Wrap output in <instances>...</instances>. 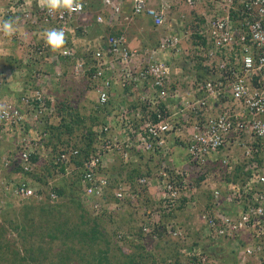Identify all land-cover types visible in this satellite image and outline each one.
Here are the masks:
<instances>
[{
    "label": "built area",
    "instance_id": "2783aa9c",
    "mask_svg": "<svg viewBox=\"0 0 264 264\" xmlns=\"http://www.w3.org/2000/svg\"><path fill=\"white\" fill-rule=\"evenodd\" d=\"M76 2L80 8L70 14L64 10L49 14L40 6V0H17L6 8L31 31L34 40L25 50L27 55L42 64L50 51L47 59L52 61L53 71L36 68V86L22 97L29 107L26 113L13 103L0 109V138L10 133L21 138L16 152L3 157L4 164L10 166L17 161L29 171L36 165L31 153L43 155L37 130L36 136L33 129L24 135V129L49 108L47 99L52 103L50 110H55L56 99L49 91L62 77V61L67 59L76 77H87L96 83V108L107 105L118 86L122 90L128 87L131 100L147 107L144 112L141 106L129 109L127 103H119L111 109L108 121L97 128L102 140L100 149L82 167L84 200L96 202L97 208L119 209L120 201L102 202L112 181L102 169L116 161V155L125 162H137L138 152L142 151L152 159L149 163L154 170L141 176L137 183L154 189L153 198L164 211L171 210L183 194L197 196L203 187L209 188L215 201H224L233 208L232 214L221 207L202 213L204 236L229 241L240 263L256 258L260 264L264 254V0ZM179 5L191 9L202 6L196 16L204 19L198 33L209 45L204 63L219 67L215 76L199 85L195 71L188 73L177 64L187 52L184 38L191 37V32L185 31L189 24L184 23L186 15L180 18L171 14ZM138 16L148 17L162 29L156 48L148 51L132 46L126 32L119 28L121 21ZM50 29H63L65 33V43L59 49L52 50L45 43V32ZM185 80L190 85L185 86ZM182 146L188 151V157H182L184 164L177 161V148ZM67 156L63 154L62 158ZM243 161L245 169L251 171L244 182L221 180L214 175L221 169L232 173L236 164ZM218 162L217 170L206 172L205 178L196 182L195 171ZM190 163H195V167H189ZM10 188L23 197L34 196L37 190L27 182ZM115 194L122 202L138 206L139 193L131 183H122ZM56 197L53 192L52 198ZM147 216L145 230L160 222L161 212L152 218ZM167 227L174 235L182 234L173 224ZM192 249L193 255H199L195 251L200 249Z\"/></svg>",
    "mask_w": 264,
    "mask_h": 264
},
{
    "label": "trees",
    "instance_id": "16d2710c",
    "mask_svg": "<svg viewBox=\"0 0 264 264\" xmlns=\"http://www.w3.org/2000/svg\"><path fill=\"white\" fill-rule=\"evenodd\" d=\"M202 22H204V19L198 17V15L196 16V13L192 11L191 19H188L189 24L185 27L186 32H191L193 44L197 46L198 49L194 51V53H196L194 68L196 69L195 81L197 85H199L200 82H204L215 76L219 71L218 65H207L204 63L207 58L206 54L209 45L207 39L198 33ZM30 36L32 35H23L19 41L20 48L26 47L24 50L29 48L34 40L33 37ZM23 39H25V41H23ZM50 57V51L47 50L43 61L46 65L43 69L48 71L52 66L50 65L52 61L48 62ZM22 60V63H24V72H22V74H26L28 78L27 84L30 87H33V76L36 71L35 64H38L39 62H34L31 57L26 59L23 58ZM62 62L64 64H69V61L64 58ZM33 65L34 68L32 67ZM26 86L25 88L29 87ZM128 91L129 88L127 87L123 91L126 93V96H123L122 92L112 98L107 105L91 109L90 113L83 112L80 108L72 105L70 98L67 99L64 97L63 100H59V103H57V115H54L52 118L46 116L42 118V122H40L37 127L42 133L41 140L39 141V146H41L40 151H42V148L46 149L43 150L45 152L47 151L46 159L43 160L42 156L36 152H32L30 158L36 163L33 169L26 171L17 161L12 165L13 172L22 174L27 178L30 177L34 183L37 182L40 187L37 192V198H39L40 201H35L36 197H31L34 198L33 201H25L18 211L19 214L17 213L16 217L11 221L10 226L12 231H17L21 222H23V227L34 225L35 230L32 229L27 235H24V233L22 236L36 238L39 243L33 242L36 246L31 243L29 249L23 252L20 251L16 247L15 242L7 238H5L7 240L2 239L4 236L3 234L7 229H5V225L0 223V264H9L10 259H12V263L10 264H35L34 262H37V264H44V262H47L45 264H76L79 260H81V264H88L89 261H94L95 264H111L108 253L110 250L112 251L109 247L112 243H115L114 245L117 246L119 251L121 250L123 252L124 256L123 261H117L116 264H147L146 257L143 255V251L140 250L139 243L127 239L129 238L128 235H125L120 239L118 238L119 230L124 227L123 224H127L123 221L121 215L122 211L118 210L113 214L108 212L106 208L95 207V204H97L96 202L88 203L82 198V167H84V164L90 155L97 151L98 145L102 142L101 135L95 129L96 126L106 123L111 109L122 102L127 103L126 106L129 107V109L141 106L144 112L147 110L146 105L143 103L140 104L136 99L131 100L132 97H129ZM150 114L152 117L155 116L154 111ZM58 115L60 116V119L55 120L54 118H58ZM28 129L29 128L26 126L24 129V135L29 133ZM105 135L108 136L109 133H105ZM19 145L20 141L18 142V148L20 147ZM63 154H68V156L62 158ZM138 154L140 159L137 162H125L124 159L119 158L120 165L118 163L116 165L117 167L110 166L102 169V171L108 174L112 180L110 183V189L108 190L107 195L102 198V202L108 201L109 203L120 201L121 208L124 207L125 201L122 202V200L118 199L115 194L116 189L122 183H131L132 188L139 193L137 200L140 202V210L144 211L140 214V219L139 217L132 218V220L134 219L140 225L136 226V224L135 226H127L130 231H128L127 228L126 230L130 234L136 232L139 236L145 235L146 231L144 230V224L146 223L147 215L152 218L156 212L160 211L161 221L160 223H152V228H150L152 231L150 233L157 232V234L163 238V235L166 234L167 231L165 229L167 222L171 219L176 220L178 217V211L185 205L188 204L192 206V204L197 201L198 203H196V207H199L201 214L204 212H213L215 207H221L225 213L232 214L230 211V204H226L224 201H215L214 195L209 188H207L204 202H199V199L203 198L201 195H192L189 197L183 194L177 199V203L171 210L164 211L160 202L153 198V189L140 186L137 183L140 176L152 174L154 170V166L149 163L148 160L145 161L146 165H142V159L146 154L142 151H139ZM217 165H219V162L204 166L201 170L194 172L193 178L196 179V182L198 181L200 183L201 180L205 178L206 172L209 174L212 171L217 170ZM189 167H195V163H190ZM245 167L246 161L238 162L232 173L224 172L221 169L220 171L215 172L214 175L221 178V180L226 179L227 181L234 180L244 182L251 176V171L246 170ZM55 172L61 175L59 179L57 178V181L52 180V178L56 177L54 174ZM53 192L57 195L55 199L51 197ZM72 212L75 214L76 221L72 219L71 223L69 222L68 217ZM107 214H109L108 217H106ZM117 216L119 224H117L116 229H119H115L116 231L110 230L109 226H107V221L113 219L112 221L117 222L115 218ZM54 217L59 218V227L62 234L61 238L67 243L63 244L61 242L62 245L58 247L53 245L55 243L54 236L49 240L45 229L46 224H48L49 220ZM176 224L178 223L176 222ZM63 234H65V236H63ZM57 239L59 240V236L55 240ZM48 241H51L52 244H41L42 242ZM208 241L210 243L205 246L206 252L211 251L212 249H218V251L225 252L227 248L229 252L234 254L233 259H235L236 264L239 263V259L236 258V251L230 246L229 241L226 239H209ZM127 242L135 244L134 249L137 250V253L125 252L124 244ZM118 243H123V245H120L119 247L117 245ZM195 244H197V242H195ZM195 247L197 246L192 248ZM172 256H175L176 258L174 261L175 264H181L177 251L175 253L171 252L170 255L169 253H164L163 258L167 260ZM187 263L192 264L190 261ZM260 264H264V257L261 259Z\"/></svg>",
    "mask_w": 264,
    "mask_h": 264
},
{
    "label": "rangeland",
    "instance_id": "374dc122",
    "mask_svg": "<svg viewBox=\"0 0 264 264\" xmlns=\"http://www.w3.org/2000/svg\"><path fill=\"white\" fill-rule=\"evenodd\" d=\"M16 1L17 0H0V23H2L4 20L11 19V20H14L16 24V31L11 35H6L2 31H0V109H2L5 106V104H9L10 103L9 100H14L15 97H18L20 95V93L23 94L24 86L27 84L25 83V79H26V82L28 81L27 76L26 75L24 76L22 74V71H24V63H22L23 61L22 59L28 58L29 55H27V53L24 50V48L26 47L20 48L19 41L23 37V35H26V34L30 35L31 31L25 29V27L20 25L19 23L21 21L16 20L15 15L12 14L11 11L8 12V10L6 9L10 5L14 4ZM19 1H22L24 3L26 0H19ZM195 9H201V7L196 6V8H194L193 10ZM191 12H192V9L189 6L179 5L178 7H174L172 9L171 14L173 15V17L178 15L177 17H180V18L183 15L184 16L186 15L187 17L190 16L188 18L186 16L183 17L184 23H187L188 19H191V16H192ZM24 32L26 34H24ZM184 39L185 40L183 41V45L187 47V50L190 51L191 53L192 40L190 39V37L189 38L185 37ZM23 41H25V39H23ZM177 64L180 66V68L182 66L184 71L188 73H191L193 71L191 70L192 69L191 65L193 64L190 62L189 59L180 60V63H177ZM32 67L34 68V65ZM188 80L191 82L190 78ZM188 80H185L187 84H188ZM78 83L79 85H77L76 81L74 83H72L71 81H68L67 82L68 85L66 84L65 87L69 86L68 90H66L69 92H66V93L59 92L57 94L59 96L58 99L63 100L64 97L67 99L69 97L72 101L71 103H73L76 107L80 108L83 112L90 113L91 111L90 108H92V105L93 106L95 105L93 100L97 97V94L91 91V89H87L84 86L83 81L81 82L78 81ZM188 85H190V83ZM28 86L29 85L27 84V87ZM33 86L35 87L36 84H33ZM54 89L55 88L52 85V89H50L49 93L54 92ZM24 91L26 92V89ZM21 97L19 100H21ZM114 97L116 96H113V98ZM17 105L21 106L22 108L21 111L23 113H26L27 109L29 108L24 104L19 103ZM46 117H50V116L46 115ZM54 119L59 120L60 116L58 115V118H54ZM34 120L35 121H32V122L31 120H29V122H31V125L26 124V126L27 128H29L30 126L31 127L30 129H33V128L36 129L37 132L39 133L38 134L39 137H42L41 130H39V128L37 127L39 125V122H37V120H39V114H38V117L35 118ZM18 129L19 127L17 128V130ZM17 130L15 129L16 132ZM36 130L33 131L34 135H36ZM18 140L19 138L18 137L16 138V135L13 136V134L10 133L9 135H4L3 139L0 141V223L5 225L6 226L5 229H7V231H5L6 233L4 232L3 234L4 236L2 237V239L3 240L9 239L15 242L16 247L20 251L23 252L30 248L31 243L33 242L39 243V241L36 240V238L22 236L24 233H25L24 235H27V233L30 232L32 229L35 230L34 225L32 226L27 225L23 227V222H21L20 227L17 231L15 230L12 231V229L10 228L11 221L16 217L17 213L19 214L18 211L21 205L25 201L34 200V198H31V197L30 199H28L23 196L21 197L18 196L15 193V191L12 188H10V186L13 185V182H15L16 178L18 177V173L12 171L13 167L11 168L6 167L3 162V157L5 154L15 151V148H17V145H18ZM177 153H178V157H177L178 163L184 164L182 163L183 161L182 157L188 154L187 148L185 146L178 147ZM42 154H47V151L44 153V151L42 150ZM42 158L43 160H45L44 157ZM148 158H149L148 156L143 157L142 165H146L145 161H147ZM150 161H152V159H150ZM118 163L120 165V161H119L115 165H112V166L117 167L116 165ZM54 174L56 175V177L52 178V180L57 181V178L59 179L61 175H59L56 172ZM37 186L38 184L36 182V187ZM206 191H207L206 188L203 187L201 192L197 194V196L201 195V197H203L199 199V202H204ZM32 197H36L35 201L37 202L40 201V199L37 198V196L34 195ZM136 202L138 203V206H139L140 202L139 201H136ZM196 203H198V201ZM196 203H193L192 206L188 204L185 205L182 209L178 211V217L176 220L171 219L167 222L165 226V229L167 231H166V234L163 235V238L160 237L157 234V232L150 233L152 229H146L148 231L144 229L146 231V234L143 236H139L136 232L131 233V234L128 232L130 230L127 228V226H135L136 224H137L136 226L140 225L134 219L132 220V218H135V217L136 218L139 217L140 219V214L142 212H138L141 210H140V206L137 207V205L136 206L130 205L129 208L127 207L126 209L124 208V210H121L123 221L127 223V224H123L124 227L123 226L122 227L124 229L123 228L122 229L126 231V234L129 233V238L127 239H130L132 241H135V243L140 244V248H141L140 250L143 251L144 253L143 255H145L146 257L145 259H146L147 264H156V263L157 264H175L174 263L176 259L175 256H172L167 260L163 258V256H164V253L166 254L169 253L170 255L171 252L175 253L176 251L178 253L181 264H188L187 263L188 261H190L192 264H197V262L198 264H236L235 259H233L234 254L229 252L227 248L225 252L218 251V249L217 250L212 249L211 251H207V252L205 251L206 249L205 246L208 245V243L210 242L206 239V237L202 236L201 229H203V225L200 223L202 220L200 218L201 212L199 211V207H196ZM103 209L105 208L103 207ZM114 209L115 208H112V207H109V209L106 208L108 212L113 213V214L115 213ZM108 216L109 214H107L106 217ZM115 218L117 222H114L112 221L113 219H109V218H108L109 220L107 221L108 222L107 226H109V229L113 231H116L117 229H119V228L116 229L117 224H119L117 220L118 216ZM68 219H69V222L71 223H72V219L76 221L74 212L69 214ZM59 222H60L59 218L54 217L53 219L49 220L45 228L47 231L49 240L52 239V237L54 236L55 243L53 245L55 247L61 246L62 243L67 244L64 241V239L61 238L62 234L60 232L61 230L59 227ZM176 222L178 224H176ZM168 224L170 225L173 224L174 227H179L180 230L182 231V234L177 236V235H174L173 233H170L167 227ZM151 226L149 228H152ZM126 228L128 231L126 230ZM0 233H1V230H0ZM58 236H59V240L58 239L55 240ZM63 236H65V234H63ZM48 242H42L41 244H46V245L52 244L51 241H48ZM195 242H197V244H195ZM114 244L115 243H112L109 246L112 249V251L110 250V252L108 253L110 260H111V264H116L117 261L122 262L124 259L123 252L121 250L119 251L117 246ZM33 245L36 246L35 243H33ZM117 245L120 247V245L122 246L123 243H118ZM134 245L135 244L130 243V242L125 243L124 244V247H125L124 250H126L125 252L127 253L136 252L137 253V250L134 249ZM194 246H197L198 249H200V250L195 251V252H198L199 255H193L192 247ZM183 249L187 251L184 252ZM236 258L238 259L237 255H236ZM82 260H85V259H82ZM258 262L259 261L255 258L249 261L248 263L246 262V264H249V263L259 264ZM10 263H12V259H10L9 264ZM34 263L37 264V262H34ZM45 263L47 262H44V264ZM244 263H242L241 261V263L239 262L237 264H244ZM76 264H81V260L77 261ZM88 264H95V262L89 261Z\"/></svg>",
    "mask_w": 264,
    "mask_h": 264
},
{
    "label": "clouds",
    "instance_id": "9594fccd",
    "mask_svg": "<svg viewBox=\"0 0 264 264\" xmlns=\"http://www.w3.org/2000/svg\"><path fill=\"white\" fill-rule=\"evenodd\" d=\"M40 6L41 7H43V8H45L48 12H49V14H52V13H56V12H60L61 10H64V11H67L69 14L70 13H72V12H75V11H78L79 10V8H80V4L79 3H77L76 2V0H40ZM198 6H200V7H202L201 5H198ZM194 8H196V6L194 7ZM194 8H192V11H194L196 14H197V11H200V9H195V10H193ZM192 13V12H191ZM189 17V16H188ZM187 17V18H188ZM27 30H28V28H27ZM0 31H2L4 34H6V35H11V34H13L15 31H16V24H15V21L14 20H11V19H8V20H4L2 23H0ZM188 32H190V31H188ZM24 34H26L25 32H24ZM30 35H32V34H30ZM190 39L192 40V38L190 37ZM45 43L52 49V50H56V49H59L64 43H65V33H64V31H63V29H50V30H46V32H45ZM186 48V51L187 52H185V54H184V56L182 57V59L181 60H183V59H189L190 60V62L193 64V65H191V67H192V69H193V71H195V68H194V63H195V55H196V53H194L193 52V50H196V48H195V45L193 44V41H192V47H191V53H190V51H188L187 50V47H185ZM189 56V57H188ZM192 56H194L193 58H192ZM46 64L45 63H42V64H35V66H36V68H38L39 66V68H44V66H45ZM50 65H52V64H50ZM62 66H63V75H62V77L60 78V80L58 81V82H55L54 84H53V86H54V92H51V93H49V95H52V96H54L55 97V99H56V104H55V110H53V111H51L50 110V105L52 104L51 103V101L50 100H48L47 99V107L49 106V108L48 109H46V110H43V112H42V114L44 115V116H50L51 118L54 116V115H57V110H58V107H57V103H59V100L60 99H58V93L59 92H64V93H66V92H69V91H66V90H68V88H69V86H67V87H65V85L67 84V82L68 81H71L72 83H74L75 81H76V83H77V85H79V83H78V81H83V83H84V86L87 88V89H91V91H93L94 93H96L97 94V91H96V88H95V85H96V83L93 81V80H88V78L87 77H84V78H80V77H76L74 74H73V71H72V65L69 63V64H62ZM47 67V66H46ZM45 70V69H44ZM49 71H53V67L51 66V68L49 69ZM22 72H24V71H22ZM24 76L26 75V74H23ZM25 79V78H24ZM70 79V80H69ZM25 83H27L26 82V79H25ZM36 82H35V80H34V84H35ZM27 85V84H26ZM25 85V86H26ZM68 85V84H67ZM184 85H187L188 86V84L186 83V82H184ZM25 86H24V89H23V94L22 93H20V95L18 96V97H15V99L14 100H9V102L10 103H13V104H24V102L22 101V97H23V95L26 93V92H28L32 87H28V88H25ZM83 86V87H84ZM27 87V86H26ZM34 87V86H33ZM73 88V87H72ZM85 88V89H86ZM26 89V92L24 91ZM50 89H52V86H51V88ZM123 88L122 87H120V86H118V88L116 89V91H114L113 92V95H111V99L113 98V96H117L118 94H120V93H122L124 90H122ZM22 96V97H21ZM20 97H21V100H19L20 99ZM67 97H68V95H67ZM69 98V97H68ZM110 99V100H111ZM72 102V101H71ZM93 102L95 103V105L93 106L92 105V108H90V109H93V108H96V99H94L93 100ZM72 105H74L73 103H72ZM43 115H41L40 117H39V120H37V122H42V116ZM43 116V117H44ZM100 127V125L99 126H96V131H97V128H99ZM31 127L29 126V133H30V131H31V129H30ZM34 129V128H33ZM34 130H36V129H34ZM98 132V131H97ZM114 131L113 130H111V133H113ZM99 133V132H98ZM110 134V133H109ZM4 135H6V134H3V136ZM3 136H1V138H0V141L3 139ZM18 136H16V138H17ZM19 138V137H18ZM20 139L21 138H19V140H18V142L20 141ZM100 147V145H98V147H97V150L98 149H100L99 148ZM17 148H18V145H17ZM17 148H15V151H16V149ZM45 150V149H44ZM15 151H12L11 153H14ZM11 153H7V154H11ZM44 153H45V151H44ZM93 153H95V152H93ZM92 153V154H93ZM7 154H5V155H7ZM4 155V156H5ZM46 155L47 154H43L42 155V157H44L45 159H46ZM150 159H148V161H149ZM117 162H119V159H118V156L116 155V161H114L113 163H111L110 164V166H112V165H115ZM15 164V163H14ZM13 163L10 165V166H6V167H9V168H11L12 167V165H14ZM109 166V167H110ZM23 168V167H22ZM69 171V170H68ZM124 177V176H123ZM141 177V176H140ZM18 178V179H17ZM16 178V180H15V182H13V185H19V183H23V182H27L28 184H29V186L30 187H36V183H34V182H32V179L29 177V178H27V177H24L22 174H18V177ZM39 187L37 186V190H36V195L35 196H38L37 195V192L39 191V189H38ZM18 195V194H17ZM19 196V195H18ZM21 197V196H20ZM30 197H32V196H29V197H26V198H30ZM51 197H52V194H51ZM82 198H83V195H82ZM55 199V198H54ZM83 200H84V198H83ZM84 202V201H83ZM88 202V201H87ZM109 203H111V202H109ZM130 205H133V204H131L129 201L128 202H126L125 203V206L124 207H120L119 209H117V210H115V211H118V210H124V208L126 209L127 207L129 208V206ZM133 206H136V205H133ZM138 207V206H137ZM101 208V207H100ZM233 207H232V205H231V209H232ZM144 210H141V211H139V212H143ZM202 215V214H201ZM200 215V216H201ZM147 219H148V217H147ZM147 219H146V221H147ZM149 220V219H148ZM202 225H203V229H202V236L203 237H206V236H204V231H205V228H206V225L204 224V222L201 220V222H200ZM145 229V228H144ZM150 229V228H149ZM147 231V230H146ZM122 234V235H121ZM125 235H128L129 236V233L128 234H126V231H124L123 229H120L119 230V232H118V238L120 239V238H122L123 236H125ZM206 239L207 240H209V238L208 237H206ZM220 240V239H219ZM198 248V247H197ZM264 257V254L262 255V258ZM261 258V259H262Z\"/></svg>",
    "mask_w": 264,
    "mask_h": 264
},
{
    "label": "crops",
    "instance_id": "0c3cea01",
    "mask_svg": "<svg viewBox=\"0 0 264 264\" xmlns=\"http://www.w3.org/2000/svg\"><path fill=\"white\" fill-rule=\"evenodd\" d=\"M127 10H130V4L127 5ZM202 10L200 9V11ZM118 26L126 32L132 46L149 51L156 48L159 44L162 29L155 27L152 20L148 17L138 16L131 20H123Z\"/></svg>",
    "mask_w": 264,
    "mask_h": 264
}]
</instances>
